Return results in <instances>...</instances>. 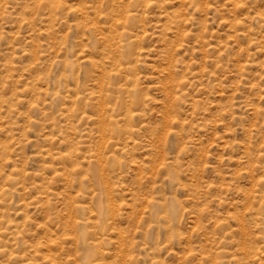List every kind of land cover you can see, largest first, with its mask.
<instances>
[{"label":"rangeland","instance_id":"rangeland-1","mask_svg":"<svg viewBox=\"0 0 264 264\" xmlns=\"http://www.w3.org/2000/svg\"><path fill=\"white\" fill-rule=\"evenodd\" d=\"M0 264H264V0H0Z\"/></svg>","mask_w":264,"mask_h":264}]
</instances>
